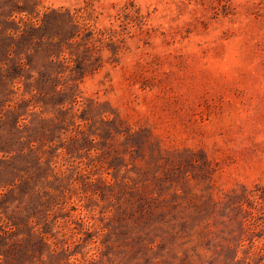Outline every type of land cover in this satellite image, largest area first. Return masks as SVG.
Returning <instances> with one entry per match:
<instances>
[{"label":"rangeland","instance_id":"obj_1","mask_svg":"<svg viewBox=\"0 0 264 264\" xmlns=\"http://www.w3.org/2000/svg\"><path fill=\"white\" fill-rule=\"evenodd\" d=\"M0 264H264V0H0Z\"/></svg>","mask_w":264,"mask_h":264}]
</instances>
